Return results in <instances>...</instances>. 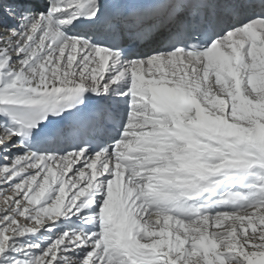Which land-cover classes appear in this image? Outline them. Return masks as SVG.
Instances as JSON below:
<instances>
[{
  "label": "snow or ice",
  "instance_id": "snow-or-ice-1",
  "mask_svg": "<svg viewBox=\"0 0 264 264\" xmlns=\"http://www.w3.org/2000/svg\"><path fill=\"white\" fill-rule=\"evenodd\" d=\"M0 264H264V0H0Z\"/></svg>",
  "mask_w": 264,
  "mask_h": 264
}]
</instances>
